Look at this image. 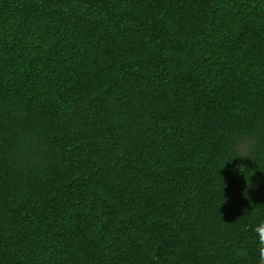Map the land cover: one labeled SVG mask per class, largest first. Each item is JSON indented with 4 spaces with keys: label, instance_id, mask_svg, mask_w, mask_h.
Here are the masks:
<instances>
[{
    "label": "trees",
    "instance_id": "trees-1",
    "mask_svg": "<svg viewBox=\"0 0 264 264\" xmlns=\"http://www.w3.org/2000/svg\"><path fill=\"white\" fill-rule=\"evenodd\" d=\"M264 0H0V264H258Z\"/></svg>",
    "mask_w": 264,
    "mask_h": 264
},
{
    "label": "clouds",
    "instance_id": "clouds-1",
    "mask_svg": "<svg viewBox=\"0 0 264 264\" xmlns=\"http://www.w3.org/2000/svg\"><path fill=\"white\" fill-rule=\"evenodd\" d=\"M253 231L257 243L258 264H264V221L258 223Z\"/></svg>",
    "mask_w": 264,
    "mask_h": 264
}]
</instances>
